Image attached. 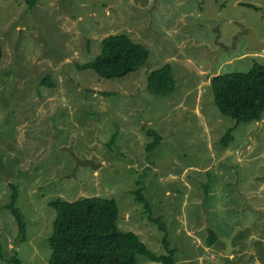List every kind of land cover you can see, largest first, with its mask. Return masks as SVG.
I'll return each mask as SVG.
<instances>
[{"label": "rangeland", "instance_id": "obj_1", "mask_svg": "<svg viewBox=\"0 0 264 264\" xmlns=\"http://www.w3.org/2000/svg\"><path fill=\"white\" fill-rule=\"evenodd\" d=\"M115 34L146 47V64L115 79L80 70ZM0 45V264H48L50 201L93 196L114 199L119 228L155 255L167 253L166 236L174 264H264V113L236 123L210 86L264 64V0H0ZM166 64L175 90L149 94L147 76ZM149 129L162 139L147 151ZM64 148L99 167L76 168ZM139 176L149 212L132 193Z\"/></svg>", "mask_w": 264, "mask_h": 264}, {"label": "trees", "instance_id": "obj_2", "mask_svg": "<svg viewBox=\"0 0 264 264\" xmlns=\"http://www.w3.org/2000/svg\"><path fill=\"white\" fill-rule=\"evenodd\" d=\"M28 9H32L37 0H24ZM250 5V4H249ZM253 7V6H252ZM100 54L91 62L79 66L80 70L91 69L105 79L122 78L144 66L149 58V51L139 43L133 42L125 34H115L101 41ZM3 50L0 45V62ZM54 84L43 78L41 84ZM214 104L219 112L236 121L252 124L260 122L264 113V64L255 63L247 72L220 74L213 77L211 83ZM176 88L171 66L166 64L147 76V92L155 96H169ZM109 95L108 93H104ZM230 133H228L229 137ZM147 136L153 137L147 151L157 146L162 137L152 130ZM115 136L110 140L113 143ZM110 143L108 146H111ZM226 145V144H225ZM136 184V185H135ZM132 191L136 201L143 205L146 212L150 202L144 194L142 177L134 183ZM11 206L8 208L14 215L18 230L25 238L26 223L24 215L16 203V187L12 186ZM55 209L52 231L46 242H49L51 253L48 264H138V256L161 264H174V252L168 248L167 238L163 237V246L167 253L155 255L133 232L119 228V208L110 197H82L74 201L56 198L49 203ZM165 231L161 218H151ZM216 242L213 231H209L207 245ZM14 264L21 260L12 258Z\"/></svg>", "mask_w": 264, "mask_h": 264}, {"label": "water", "instance_id": "obj_3", "mask_svg": "<svg viewBox=\"0 0 264 264\" xmlns=\"http://www.w3.org/2000/svg\"><path fill=\"white\" fill-rule=\"evenodd\" d=\"M244 31L247 32V37L249 38V40H248L249 48L248 49L250 51L251 50H257L258 48L256 46L255 38L253 36V33L250 30H246L245 28H244ZM220 51H223V50L222 49H219L218 52L213 53V55L218 56ZM64 150L70 152V154L72 155V157L75 160V163H76L75 164L76 165L75 167L76 168L79 167V166H88V167H91V168H93L95 170V169H97L99 167V165L98 164H95L92 160H79L75 156V154H74V152L72 151L71 148H64ZM72 175H74V174H72ZM221 241L224 242V244L226 246V248H225V250L223 252H224V254L226 256H228L230 254V252L233 250V247L231 246V240L230 239L223 238V239H221Z\"/></svg>", "mask_w": 264, "mask_h": 264}, {"label": "flooded vegetation", "instance_id": "obj_4", "mask_svg": "<svg viewBox=\"0 0 264 264\" xmlns=\"http://www.w3.org/2000/svg\"><path fill=\"white\" fill-rule=\"evenodd\" d=\"M244 35L247 36V32H246V31H243L242 36H244ZM227 51H230L229 48H224V49H223V53H224V52H227Z\"/></svg>", "mask_w": 264, "mask_h": 264}, {"label": "bare ground", "instance_id": "obj_5", "mask_svg": "<svg viewBox=\"0 0 264 264\" xmlns=\"http://www.w3.org/2000/svg\"><path fill=\"white\" fill-rule=\"evenodd\" d=\"M225 248H226V246H225ZM225 250V249H224Z\"/></svg>", "mask_w": 264, "mask_h": 264}]
</instances>
